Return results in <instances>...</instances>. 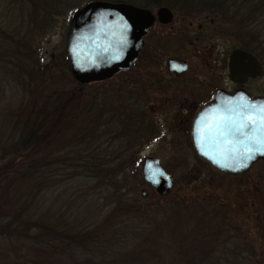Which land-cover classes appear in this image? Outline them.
Returning <instances> with one entry per match:
<instances>
[{"label": "rangeland", "instance_id": "374dc122", "mask_svg": "<svg viewBox=\"0 0 264 264\" xmlns=\"http://www.w3.org/2000/svg\"><path fill=\"white\" fill-rule=\"evenodd\" d=\"M91 1L101 0H0V139L11 130V123L33 117L38 106L31 107L30 92L41 101L54 90L75 86L77 81L64 63L66 36L74 11ZM35 60L42 62L43 71L33 69ZM139 72L137 63L132 72L137 87ZM125 74L118 73L114 83H123ZM207 76L210 79L209 72ZM214 83L228 84L223 75ZM249 88L255 95L264 93V72ZM93 92L90 85L75 92L67 111L91 107ZM154 95L160 111L152 112L162 132L144 143L139 162L130 165L121 179L131 188L135 216L145 227L143 235L113 258L79 262L60 253L61 248L69 249L67 244L36 251L0 242V264H264V160L237 176L213 171L194 156L185 131L167 127L179 99L166 103L161 94ZM80 117L83 120L84 113ZM62 118L59 128L48 131L54 137L51 144L62 136L60 131L71 133L72 125L81 122L72 113ZM82 136L77 140L81 144ZM149 155L158 157L173 179L166 195L157 194L141 178V162ZM117 217L108 216L106 221L114 223Z\"/></svg>", "mask_w": 264, "mask_h": 264}, {"label": "trees", "instance_id": "16d2710c", "mask_svg": "<svg viewBox=\"0 0 264 264\" xmlns=\"http://www.w3.org/2000/svg\"><path fill=\"white\" fill-rule=\"evenodd\" d=\"M112 1L142 5L146 0ZM32 66L36 72L44 68L40 60ZM123 84L76 82L72 90H54L41 101L30 92L31 107L38 106L33 117L11 123L0 139L1 243L36 251L67 244L69 249L60 253L79 262L113 258L143 235L131 188L121 179L139 162L144 143L160 131L135 91L118 87ZM88 85L96 92L91 107L67 111L75 92ZM70 113L81 122L72 125L71 133L60 131L51 144L48 131L59 128L57 123ZM81 135L83 144L77 141ZM108 216L118 217L109 224Z\"/></svg>", "mask_w": 264, "mask_h": 264}, {"label": "water", "instance_id": "95a60500", "mask_svg": "<svg viewBox=\"0 0 264 264\" xmlns=\"http://www.w3.org/2000/svg\"><path fill=\"white\" fill-rule=\"evenodd\" d=\"M169 17L167 8L159 16ZM153 23L149 11L134 4L91 1L76 9L65 42L68 68L79 83L109 78L134 64L142 37ZM179 64V65H178ZM183 69L182 62H169ZM259 61L245 50H234L228 58V78L245 84L261 76ZM191 142L195 154L213 171L237 176L264 160V95L251 97L245 89H220L202 106L191 121ZM142 180L157 194H168L173 179L152 155L143 158ZM146 190H141V196Z\"/></svg>", "mask_w": 264, "mask_h": 264}, {"label": "flooded vegetation", "instance_id": "af4514ba", "mask_svg": "<svg viewBox=\"0 0 264 264\" xmlns=\"http://www.w3.org/2000/svg\"><path fill=\"white\" fill-rule=\"evenodd\" d=\"M136 6L149 11L153 23L142 37L134 64L100 81L114 83L118 73H126L124 87L129 89L130 86L131 93L135 91L139 104L151 113V123L160 134L162 126L152 112L160 111L154 93L161 94L166 103L179 99L177 113L167 127L185 131L194 156L205 163L195 154L191 142L190 128L195 112L211 101L220 89H245L251 97L264 95H255L249 88L264 72V48H261L264 38L260 39V35H264V0L261 4L259 0H146ZM160 8H167L169 17L159 16ZM237 49L251 53L259 61L262 72L256 81L241 84L228 78V58ZM170 61L182 62L184 68L172 69ZM137 63L139 87L132 77ZM222 75L228 84H215Z\"/></svg>", "mask_w": 264, "mask_h": 264}]
</instances>
